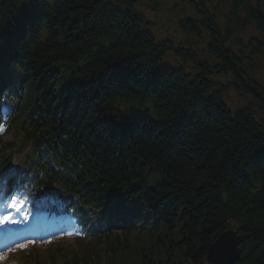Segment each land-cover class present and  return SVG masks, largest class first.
<instances>
[{
	"label": "trees",
	"instance_id": "1",
	"mask_svg": "<svg viewBox=\"0 0 264 264\" xmlns=\"http://www.w3.org/2000/svg\"><path fill=\"white\" fill-rule=\"evenodd\" d=\"M140 1L0 0V94L117 207L100 236L35 243L34 264H208L229 228L235 264H264V0H187L177 26L206 53L157 37Z\"/></svg>",
	"mask_w": 264,
	"mask_h": 264
},
{
	"label": "rangeland",
	"instance_id": "2",
	"mask_svg": "<svg viewBox=\"0 0 264 264\" xmlns=\"http://www.w3.org/2000/svg\"><path fill=\"white\" fill-rule=\"evenodd\" d=\"M157 1V8L154 12L151 11L150 7V0H143L140 1L142 6H146L145 9V15L148 18V20L151 21V31L157 36L162 38H168L173 39L175 42H181L185 41L186 39H191V37L187 36L179 27H177V20L178 17L181 15L179 12L181 8V12H186V14H189L191 18H195L196 15L193 13V6L187 1V0H156ZM179 4V5H178ZM191 5V8L189 5ZM192 9V10H191ZM203 37L196 41L195 39H191L197 43L198 51H201L202 53H206V44L204 42V39L206 38L207 34L205 30L202 32ZM262 78L264 79V73L262 74ZM216 79L225 81L226 78L223 76H217ZM230 99L237 103H241V98L237 96L234 92H229ZM5 140L11 138V133H7L5 136H3ZM14 164L13 166L20 165V156H16L14 158ZM97 220L91 221V223L88 226L97 227L98 224L96 223ZM92 229V228H89ZM65 244V243H64ZM26 246H23V250L30 253V255L33 253V251L38 250L39 246L33 247L31 244H24ZM16 251L13 252V250H5L4 252H0V264H7V260H17L21 261L20 254L17 252V250L21 249V247L15 246L14 247ZM23 250H20V253L23 254ZM45 257V256H44ZM8 258V259H7ZM43 260V259H42ZM45 261V260H44Z\"/></svg>",
	"mask_w": 264,
	"mask_h": 264
},
{
	"label": "water",
	"instance_id": "3",
	"mask_svg": "<svg viewBox=\"0 0 264 264\" xmlns=\"http://www.w3.org/2000/svg\"><path fill=\"white\" fill-rule=\"evenodd\" d=\"M247 235L228 229L218 235L206 254L208 264H235L240 257V245Z\"/></svg>",
	"mask_w": 264,
	"mask_h": 264
},
{
	"label": "bare ground",
	"instance_id": "4",
	"mask_svg": "<svg viewBox=\"0 0 264 264\" xmlns=\"http://www.w3.org/2000/svg\"><path fill=\"white\" fill-rule=\"evenodd\" d=\"M41 259H39V260H41L43 263H45V262H47V261H50V259H49V257H47V256H41L40 257ZM62 257L61 256H58V260H60ZM43 259V260H42ZM45 260V261H44ZM47 260V261H46ZM28 261L32 264H34V259H32V258H29L28 259ZM36 261V260H35ZM56 261H57V258H56Z\"/></svg>",
	"mask_w": 264,
	"mask_h": 264
},
{
	"label": "snow or ice",
	"instance_id": "5",
	"mask_svg": "<svg viewBox=\"0 0 264 264\" xmlns=\"http://www.w3.org/2000/svg\"><path fill=\"white\" fill-rule=\"evenodd\" d=\"M12 206L13 207H16L17 206V204H16L15 201L13 202V205ZM9 219H10V217H5L3 220H0V223L7 222ZM23 246H26V245H21V247H23Z\"/></svg>",
	"mask_w": 264,
	"mask_h": 264
}]
</instances>
